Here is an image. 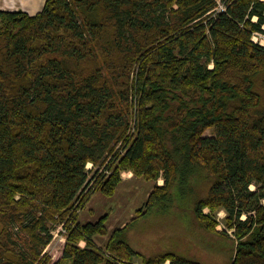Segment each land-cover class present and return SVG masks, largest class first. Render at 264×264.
Returning a JSON list of instances; mask_svg holds the SVG:
<instances>
[{"label":"trees","instance_id":"16d2710c","mask_svg":"<svg viewBox=\"0 0 264 264\" xmlns=\"http://www.w3.org/2000/svg\"><path fill=\"white\" fill-rule=\"evenodd\" d=\"M258 34L264 0L0 7V264H264ZM127 172L156 184L136 217L81 224Z\"/></svg>","mask_w":264,"mask_h":264},{"label":"rangeland","instance_id":"374dc122","mask_svg":"<svg viewBox=\"0 0 264 264\" xmlns=\"http://www.w3.org/2000/svg\"><path fill=\"white\" fill-rule=\"evenodd\" d=\"M0 3H1L0 6L2 8H4V9H6V10H12L13 11L15 9H18L17 8V4L15 2L10 1V0H4L3 2L0 1ZM45 3H46V1L44 2V0H42V4L40 6V9L37 10V11H35V10L34 11L33 10L29 11V9H23V10H24V12H27L28 14H30V15L32 14V15L35 16V15H37V14H39V13H41L43 11ZM221 5L223 6V3H221ZM26 8H28V7H26ZM253 40L255 42H257V43H261L262 45H264V35H259V34L255 35ZM213 136H215V132H214L213 129H209L205 133V137H213ZM88 170H91L89 172V180L90 179L91 180L94 179V177L97 175L98 168H96L92 164H90L88 166ZM99 174H100V172H99ZM125 177H127V175ZM131 177L134 180V183L136 184V186H137L136 188L137 189H135L134 191H130L129 188H126V186H123L119 190V192H118L119 196H118V198H116V200L115 199H109L105 208H106L107 212H109L110 215H111L112 212L117 210V208L119 207V205L121 204V201H122V202H125L128 207H130L131 205L135 207V209L132 210V211L131 210H129V211L126 210L127 214L129 215L128 217L130 218V214L131 213L136 214V211L143 206L146 196L148 195V193H150L151 189H153L154 186H155L154 182L151 183V184H145L146 182H144V180H138L133 175ZM159 183L163 184L164 182H163V180H160ZM252 190H256V187L252 186ZM94 194H95V192L93 191L92 192V196ZM129 196L133 197V201L126 202V199ZM128 207H127V209H128ZM128 217H127V219H128ZM225 217H226V213L225 212H220L218 214V219L221 221V223H220L221 225H220V228H219L220 230L225 228V224H224V218ZM245 218L246 217H244V219ZM111 224H113V222H110V225ZM141 238L144 239L145 237L143 236ZM96 241H97V244L102 249L105 248L106 244L103 242V239H97ZM65 243H66V239H65V237L63 235V229H62V227H58L54 231V239H53L52 243L46 249V253H48L52 257V259L54 260L53 262H57L59 260V258L61 257V255L63 253V250H64ZM171 244H173V243H171ZM81 245H82V247L85 246L84 243H82ZM158 251H160L159 248L152 249L151 253H144V254H146L147 256H153V255L159 254V253H156ZM179 254H183V255L187 254L188 255V253H179ZM195 254H197V253H195ZM136 264H142V262L137 260Z\"/></svg>","mask_w":264,"mask_h":264},{"label":"crops","instance_id":"0c3cea01","mask_svg":"<svg viewBox=\"0 0 264 264\" xmlns=\"http://www.w3.org/2000/svg\"><path fill=\"white\" fill-rule=\"evenodd\" d=\"M0 1L3 2L4 0H0ZM10 1L15 2L17 4V8L18 9H15L13 11L20 10V9L21 10L29 9V11H32V10L33 11L34 10L37 11V10L40 9V6L42 4V0H10ZM45 1L46 0H44V2ZM0 5H1V3H0ZM26 7H28V8H26ZM31 16H34V15L31 14ZM126 175H127V177H125ZM132 175H133V173H131V172L124 173V175H123V183L119 187L118 192L123 186H126V188H129L130 191H134L135 189H137L136 188L137 186H136V184L134 183V180L131 177ZM137 179L138 180H143V179H139V178H137ZM144 182H146V181H144ZM145 184H151V183L146 182ZM160 185H162V184H160ZM152 191H153V189H151L150 193ZM118 192H117V194H116V196L114 198H106L102 194L96 192L92 196L91 201L87 204L85 209L81 212V214L79 216V222L81 224H88V223L95 224V223H97L102 217L106 216L109 213V212H107V210L105 208L106 205H107V202H108L109 199H115L116 200V198H118V196H119ZM150 193H148V195L146 196L144 201L147 200V198L149 197ZM129 201H133V197L129 196L126 199V202H129ZM127 207L128 206L126 205V203L121 201V204L119 205L117 210L111 213L110 218H109V220L107 222V228H108V231H109V236L112 235V233L115 230L123 228L126 224H128L132 219H134L136 217V214H134V213L130 214V218L128 217L129 215L127 214L126 210H128V211L131 210L132 211V210L135 209V207L132 206V205L130 207H128V209H127ZM127 217H128V219H127ZM110 222H113V224L110 225ZM109 236H98V237L95 238V242L97 243V241H96L97 239H103V242L107 245Z\"/></svg>","mask_w":264,"mask_h":264},{"label":"built area","instance_id":"2783aa9c","mask_svg":"<svg viewBox=\"0 0 264 264\" xmlns=\"http://www.w3.org/2000/svg\"><path fill=\"white\" fill-rule=\"evenodd\" d=\"M222 9H224V7H221ZM80 212V211H79ZM64 233V232H63ZM167 264H169V262L167 263Z\"/></svg>","mask_w":264,"mask_h":264}]
</instances>
